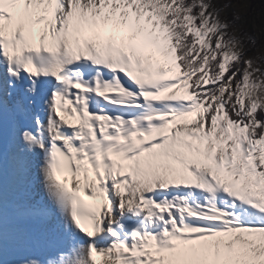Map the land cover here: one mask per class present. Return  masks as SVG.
<instances>
[{"label": "snow or ice", "instance_id": "snow-or-ice-1", "mask_svg": "<svg viewBox=\"0 0 264 264\" xmlns=\"http://www.w3.org/2000/svg\"><path fill=\"white\" fill-rule=\"evenodd\" d=\"M232 8L0 0V264H264V29Z\"/></svg>", "mask_w": 264, "mask_h": 264}, {"label": "rangeland", "instance_id": "rangeland-1", "mask_svg": "<svg viewBox=\"0 0 264 264\" xmlns=\"http://www.w3.org/2000/svg\"><path fill=\"white\" fill-rule=\"evenodd\" d=\"M218 2L231 3L232 11L240 13L242 17L240 23L246 30L255 33L264 29V0H218Z\"/></svg>", "mask_w": 264, "mask_h": 264}]
</instances>
